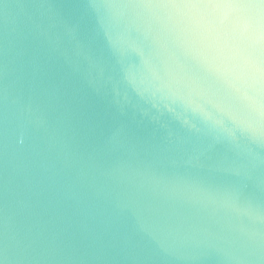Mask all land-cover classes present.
Listing matches in <instances>:
<instances>
[{"label":"water","instance_id":"obj_1","mask_svg":"<svg viewBox=\"0 0 264 264\" xmlns=\"http://www.w3.org/2000/svg\"><path fill=\"white\" fill-rule=\"evenodd\" d=\"M249 19L264 0H0V264H264Z\"/></svg>","mask_w":264,"mask_h":264},{"label":"clouds","instance_id":"obj_2","mask_svg":"<svg viewBox=\"0 0 264 264\" xmlns=\"http://www.w3.org/2000/svg\"><path fill=\"white\" fill-rule=\"evenodd\" d=\"M239 28L247 36L248 43L252 49V58L249 61L250 66L255 72L264 74V61L258 62L260 58H264V22H256L251 19L242 20ZM259 115L260 120L264 121V112Z\"/></svg>","mask_w":264,"mask_h":264}]
</instances>
